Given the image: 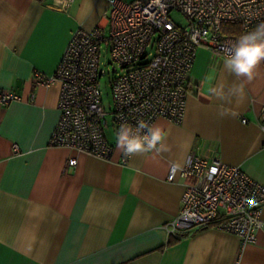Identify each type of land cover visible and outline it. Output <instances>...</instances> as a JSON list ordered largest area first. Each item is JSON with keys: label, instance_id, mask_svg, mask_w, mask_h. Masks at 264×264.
<instances>
[{"label": "crops", "instance_id": "obj_1", "mask_svg": "<svg viewBox=\"0 0 264 264\" xmlns=\"http://www.w3.org/2000/svg\"><path fill=\"white\" fill-rule=\"evenodd\" d=\"M51 2L0 0V90L20 97L0 107V264H264V229L245 244L215 227L170 242L166 229L181 206L180 172L190 155L240 166L264 186V133L257 123L264 62L251 82L238 80L224 68V57L199 46L182 121L159 117L153 124L167 133L169 150L160 155L124 162L115 135L105 159L54 147L60 84H39L33 75L54 74L76 28H106L108 5L74 0L63 11ZM241 83L240 102L209 91L222 84L228 93ZM70 157L76 165H66Z\"/></svg>", "mask_w": 264, "mask_h": 264}, {"label": "built area", "instance_id": "obj_2", "mask_svg": "<svg viewBox=\"0 0 264 264\" xmlns=\"http://www.w3.org/2000/svg\"><path fill=\"white\" fill-rule=\"evenodd\" d=\"M74 0H52L66 11ZM107 27L72 31L53 75L34 73L36 83L60 84L59 118L49 144L108 158L122 124L132 132L140 121L153 125L159 117L180 123L188 97L187 78L196 49L205 46L226 57L237 37L224 36L222 25L248 30L264 21V0H106ZM183 21L178 22L173 14ZM108 89V93L105 90ZM110 100L105 102V98ZM20 97L0 90V107ZM246 122V118H242ZM257 123L264 133V108ZM14 150L18 152L16 144ZM129 157L122 154V161ZM70 157L67 166L76 165ZM181 176L185 189L176 216L166 225L175 239L203 227L237 235L242 244L255 242L262 221L264 186L240 166L214 157L190 155ZM175 166L167 180L172 181Z\"/></svg>", "mask_w": 264, "mask_h": 264}, {"label": "clouds", "instance_id": "obj_3", "mask_svg": "<svg viewBox=\"0 0 264 264\" xmlns=\"http://www.w3.org/2000/svg\"><path fill=\"white\" fill-rule=\"evenodd\" d=\"M262 62H264V22L258 24L252 31L240 35L230 53L224 58L223 64L227 72L238 80L246 79L251 82ZM209 91L220 100H230L235 96L237 102H240L244 98L242 83L238 86L234 85L228 93L224 91L222 84L211 87ZM166 137L167 133L158 125H149L140 121L133 133L130 126L122 124L116 134V148L125 157L147 153L160 155L169 150ZM249 223L258 229H264V222L259 219L250 217Z\"/></svg>", "mask_w": 264, "mask_h": 264}, {"label": "trees", "instance_id": "obj_4", "mask_svg": "<svg viewBox=\"0 0 264 264\" xmlns=\"http://www.w3.org/2000/svg\"><path fill=\"white\" fill-rule=\"evenodd\" d=\"M38 3H44L45 0H35ZM264 22V21H263ZM262 23V22H260ZM257 23L253 27L249 28L248 30H244L243 27L239 24H231V23H225L222 25V33L224 36H232V37H240L241 34L247 33L249 31H252L255 29V27L260 24ZM176 240L175 238L171 239L170 242Z\"/></svg>", "mask_w": 264, "mask_h": 264}, {"label": "rangeland", "instance_id": "obj_5", "mask_svg": "<svg viewBox=\"0 0 264 264\" xmlns=\"http://www.w3.org/2000/svg\"><path fill=\"white\" fill-rule=\"evenodd\" d=\"M108 15H109V11L107 12V16H108ZM172 16H173V18H174L175 20H177L178 22H182V21H183L182 17H181L178 13H174ZM105 92L108 93V89H106ZM106 101H108V102L110 101V100L108 99V97H107V99L105 98V102H106ZM106 134H107L108 139H112V138L115 137V136H114L115 133L113 132L111 126H108V127L106 128Z\"/></svg>", "mask_w": 264, "mask_h": 264}]
</instances>
